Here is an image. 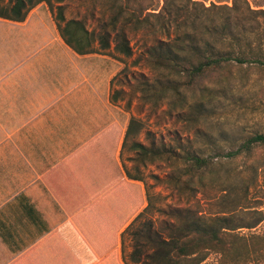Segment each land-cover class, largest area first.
I'll return each instance as SVG.
<instances>
[{"label":"rangeland","instance_id":"374dc122","mask_svg":"<svg viewBox=\"0 0 264 264\" xmlns=\"http://www.w3.org/2000/svg\"><path fill=\"white\" fill-rule=\"evenodd\" d=\"M48 1L50 5L41 3L27 14L24 27L12 25L13 32L26 31L36 35L37 42L45 39L49 43L42 52L46 54L80 56L76 58L80 67L90 69L97 78L100 76L102 84L106 80L110 115L116 118L115 124L122 136L130 120L136 122L126 143L123 144L121 139L117 144L111 172L114 175L119 172L135 184L142 194L143 204L117 233V248L107 260L108 264H164L158 259V240L166 239L180 225L211 223L218 218H225L229 226L241 227L234 234L244 238L250 246L264 244V149L256 151L253 165L241 168L239 161L228 165L231 178L227 189L220 184V174L205 180L203 186L193 182V190L175 186L174 178L179 167L176 160H147L143 163L130 149V145L137 142L174 152L198 149L205 155H213L216 143L228 144L255 133H264V77L253 74L245 86L234 80L227 90L215 92L192 119L197 93L193 97L184 92H173L171 83L151 66L149 49L158 41L166 40V33L160 30L155 20L151 27L139 30L130 25L119 26L131 50L130 57L115 52L114 34L110 35L108 50L77 55L60 38L57 8H62L65 21L81 20L88 31L98 33L108 26L111 0ZM154 1L156 9L162 6V0ZM200 1L206 7L210 3L229 5V0ZM247 1L251 9L264 11V0ZM7 2L0 0V7L6 6ZM210 13L211 18L220 17L214 10ZM116 135L117 130L113 128L97 146L102 161L105 155L112 157ZM254 167H257L255 172ZM91 170L89 185L101 188L109 176ZM129 176L136 180L129 179ZM124 212L121 201L115 200L97 208L88 219L94 222L95 230L102 227L112 230L123 219ZM263 254L252 255L245 264H264ZM56 260H76L78 263L87 260V254L75 246L70 255L61 253ZM37 261L38 264H47L46 260L40 263V258ZM219 262V254L211 253L199 264Z\"/></svg>","mask_w":264,"mask_h":264},{"label":"trees","instance_id":"16d2710c","mask_svg":"<svg viewBox=\"0 0 264 264\" xmlns=\"http://www.w3.org/2000/svg\"><path fill=\"white\" fill-rule=\"evenodd\" d=\"M41 3L50 5L48 0H8L6 6L0 7V19L23 22L27 14ZM155 7L154 0H111L112 12L108 26L98 33L88 31L81 20L65 21L60 7L57 8L56 20L62 41L75 54L108 50L110 35L114 34V50L125 57L131 56V50L119 26L130 25L139 30L151 27L155 20L160 30L166 33V40L158 41L149 49L151 66L171 83L173 92H184L193 97L197 93L192 119L205 107L206 101L214 97L212 95L215 92L227 90L234 80L245 86L253 74L264 77L263 10L251 9L247 0H229V5L210 3L207 7L200 0H162V6L158 9ZM212 10L220 17L211 18L209 14ZM135 123V120H130L123 136L116 124L109 126L43 178L47 188L68 214L69 221L65 227L73 225L88 246L91 260L84 264H94L115 250L117 233L143 204L139 188L121 173L114 175L111 172L117 144L120 139L123 144L126 143ZM113 128H116L117 135L112 157L103 156V162L96 148ZM214 147L213 155H205L198 149L174 152L137 142L130 145V149L137 153L143 163L147 160H176L179 166L174 178L176 187L193 190V182L203 186L205 180L221 174L220 184L227 189L231 178L228 165L235 161H239L241 168L255 164L253 156L257 150L264 149V133H255L228 144L216 143ZM73 164L84 166V178L90 179L93 169L95 173L108 175L109 179L101 188L89 185L88 180L84 186L76 179L75 190H72L68 185L71 183L68 174L69 170H73ZM256 168H253L254 172ZM56 181L59 190L53 183ZM67 181L69 183H65ZM73 196L76 201L72 203L70 200ZM79 197L84 201L79 202ZM115 200L121 201L125 211L123 219L112 230L107 227L95 230L94 222L86 218L87 213ZM239 228L229 226L225 218H218L211 223L180 225L166 239L156 242L158 259L164 264H199L211 253H216L220 256L219 264H245L252 255L264 253V244L250 246L244 238L234 234ZM61 230L52 233L48 239L56 237ZM37 248L28 251L12 264H28L29 256Z\"/></svg>","mask_w":264,"mask_h":264},{"label":"crops","instance_id":"0c3cea01","mask_svg":"<svg viewBox=\"0 0 264 264\" xmlns=\"http://www.w3.org/2000/svg\"><path fill=\"white\" fill-rule=\"evenodd\" d=\"M23 22L0 19V264H12L36 246L28 264H38L37 258L47 264H84L91 260L88 246L73 225L65 227L68 214L43 178L116 123L108 86L76 63L80 56L46 54L45 39L13 32L12 25L24 27ZM84 175V166L73 164L72 190L76 179L86 186ZM75 246L87 260H56ZM114 251L94 264H108Z\"/></svg>","mask_w":264,"mask_h":264}]
</instances>
